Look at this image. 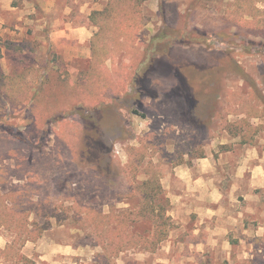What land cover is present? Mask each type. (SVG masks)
<instances>
[{
  "label": "rangeland",
  "instance_id": "1",
  "mask_svg": "<svg viewBox=\"0 0 264 264\" xmlns=\"http://www.w3.org/2000/svg\"><path fill=\"white\" fill-rule=\"evenodd\" d=\"M133 1L143 18L136 21L139 30L123 28L120 34L111 22L97 25L87 61L66 62L50 49L43 30L39 51L31 47L32 30L12 40L0 37V182L5 183L0 209L36 205L38 216L28 221L48 222L43 234L54 239L89 242V258L94 251L95 258L103 255L95 246L101 236L82 228L89 215L93 220L98 212L137 208V198L128 195L132 184L147 180L146 170L161 173L162 184L167 173L203 156L233 164L235 158L264 152V131L253 143H243L227 126L242 119L264 125L258 99H264V27L250 16L254 0ZM254 4L264 9L263 3ZM159 33L155 51L145 55ZM12 43H28L29 50L21 52ZM252 84L260 96L255 100ZM93 142L106 173L90 165ZM138 158L140 171L132 178L127 165ZM5 168L16 169L18 176L8 177ZM45 211L53 216L46 218ZM16 217L9 222H24ZM168 224V236L185 240L178 238L176 224ZM134 227L149 231L152 239L151 223ZM0 234L12 242L0 253V264H29L16 261L22 239L5 227ZM169 247L180 260L168 259ZM136 251L145 256L122 252L123 264H230L222 249L198 261L189 259L194 249L163 241L155 250ZM33 258L38 260L34 252ZM250 264H264V250Z\"/></svg>",
  "mask_w": 264,
  "mask_h": 264
},
{
  "label": "crops",
  "instance_id": "2",
  "mask_svg": "<svg viewBox=\"0 0 264 264\" xmlns=\"http://www.w3.org/2000/svg\"><path fill=\"white\" fill-rule=\"evenodd\" d=\"M109 1L0 0V37L12 40L24 37L32 30L31 47L39 51L43 30L50 41V49L61 52L66 62L87 61L91 58V41L98 34L97 25L91 22V14L102 11ZM12 44L19 48L25 45ZM24 50L29 48L23 47ZM228 160L221 156L216 159L212 154L203 156L193 160L192 166H178L162 181L170 205L167 216L177 225L178 238L185 236L182 241L169 234L163 243L175 248L185 246L191 252L194 249L195 253L190 254L189 259L205 260L212 256L209 254L222 249L230 264L238 261L250 264L263 254L264 152L235 158L233 164ZM11 244L0 234L1 251ZM91 250L89 242L80 244L75 238L59 240L43 234L26 242L16 261L98 264L95 251L89 258ZM169 251L170 247L166 251L168 259L180 260ZM32 252L37 254V261L31 259ZM142 253L145 256L143 251L127 252L129 256H142ZM122 255L120 253L113 264H123Z\"/></svg>",
  "mask_w": 264,
  "mask_h": 264
},
{
  "label": "trees",
  "instance_id": "3",
  "mask_svg": "<svg viewBox=\"0 0 264 264\" xmlns=\"http://www.w3.org/2000/svg\"><path fill=\"white\" fill-rule=\"evenodd\" d=\"M255 2H261L264 4V0H254L252 5H250V16L254 20L253 24L256 23V26L264 27V9L261 10L256 8L254 4ZM253 11L255 14H252ZM90 18L92 23L95 25H100V29L102 26H105L103 23L111 22L112 25L116 24L120 30V34H122L123 28H132L135 31L139 30L136 21H143V18L141 17L140 4H137L133 0H110L102 11L93 12ZM260 23L261 25H257ZM160 35L161 33H159L158 36L154 37L150 41L145 55L148 56V54L155 51L154 47L157 46L161 40ZM23 47L25 48L26 46ZM23 47L20 46L21 52L23 51ZM235 68V71L239 72L243 78L246 77L240 68ZM250 94V97H252L254 100L255 97H260L255 84L251 85ZM258 99L260 101V105L262 106L260 113L264 117V99L261 97ZM248 112H250V110ZM140 116L144 118L143 115ZM227 126L230 136L233 138H240L243 143H253V138L258 134V132L264 131V125L253 127L249 125L246 119H242L234 123H228ZM88 150L87 156L95 159H90V165L92 169L99 173L100 170L101 173H106V171H102L100 168L102 163H100L97 159L96 151H98L99 148L97 147L96 142H93L92 146L89 147ZM140 165V158L131 160L128 163L127 170H129V172L133 175L132 178H135L136 173L140 171ZM29 166H32V163L29 164ZM5 169H7L8 177L18 176V174H16V169L13 170V172L8 168ZM146 169L147 167H145L144 170ZM146 173L148 175L147 180L138 184H132L130 187L131 190L128 198H137L139 202L137 208H134L133 210L113 209L108 214L98 212L97 217L95 219L93 218V220L89 215V218L87 219L89 225L82 227L84 230H88L93 236H101L98 237V243L95 242V246L99 247L102 252L101 254H103L102 256H97L98 264H100V260L103 262V264H113L114 259L118 257L120 253L125 251L136 250L139 248L146 252L155 250L156 246L167 238L169 226L168 222L170 220V218L167 216V212L170 209V205L169 201L165 198V191L163 190L160 183L162 174H157L154 170L151 171L150 169L146 170ZM104 178L105 177H103V179ZM3 184L5 183L0 182V186ZM38 212L39 208L34 204L28 206L27 208L15 210H10L4 206L0 209V227H5L11 232L15 233L16 236H19V238L22 240L18 239L19 243L17 246L19 245L20 247L28 241H33L37 238H40L43 232L48 229V222L44 225H38L36 221H28V218L32 214L38 216ZM51 213L52 211H45L43 216H46V218H51L53 216ZM15 216L24 218V222H9L12 221V218ZM142 222L151 223V228L153 230L152 239L151 233H149V231L144 230L139 232L135 230L134 225ZM4 252L5 250H0V253L3 255ZM103 256L105 257L102 258ZM5 259H7L6 256Z\"/></svg>",
  "mask_w": 264,
  "mask_h": 264
}]
</instances>
